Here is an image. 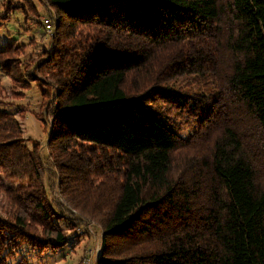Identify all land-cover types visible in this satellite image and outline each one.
Masks as SVG:
<instances>
[{
  "label": "trees",
  "instance_id": "trees-1",
  "mask_svg": "<svg viewBox=\"0 0 264 264\" xmlns=\"http://www.w3.org/2000/svg\"><path fill=\"white\" fill-rule=\"evenodd\" d=\"M47 1L42 61L0 47L12 87L36 81L52 116L50 170L0 106V264L22 244L57 251L77 226L49 201L48 169L102 224L95 264H264V0Z\"/></svg>",
  "mask_w": 264,
  "mask_h": 264
},
{
  "label": "rangeland",
  "instance_id": "rangeland-1",
  "mask_svg": "<svg viewBox=\"0 0 264 264\" xmlns=\"http://www.w3.org/2000/svg\"><path fill=\"white\" fill-rule=\"evenodd\" d=\"M44 17L51 19L52 30L46 29V25L42 22ZM56 22V11L47 0H0V47L6 43L16 42L20 47L21 67H26L27 63L34 65L36 61H42V57L50 49ZM192 77L195 76L184 74L179 77L176 84L184 85V82ZM42 78L43 81H50L48 75ZM187 83H191L189 84L191 87L195 85L192 81ZM19 91L17 87H12L11 79L0 69V106H5L14 113L20 121V135L23 142L28 148L37 145L43 157V164L52 170L51 158L49 160L46 157L49 153L47 142L52 126V116L47 108L49 105L46 99L42 101L40 86L36 81H32L24 92ZM43 103H46V106H43ZM52 104L50 102V105ZM174 116L179 117V112L174 113ZM184 117L183 114L181 122ZM184 131L187 134L188 129L184 128ZM206 142L207 137L197 136L191 146L195 150H201ZM83 146L88 147L87 144ZM257 159L260 162L257 163L264 164L263 157L258 156ZM49 169L44 177L48 199L58 212L64 211L68 217L78 218L77 226L68 232L69 241L61 249L57 251L49 248L31 249L29 245L22 244L12 259L9 258V262L15 264L19 258L24 257L28 264H95L102 252V224L94 217L82 216L64 200L58 187L57 172L53 170L54 176H51ZM5 199L0 189V214L3 216L10 213V207ZM62 225L67 228L63 222Z\"/></svg>",
  "mask_w": 264,
  "mask_h": 264
},
{
  "label": "built area",
  "instance_id": "built-area-1",
  "mask_svg": "<svg viewBox=\"0 0 264 264\" xmlns=\"http://www.w3.org/2000/svg\"><path fill=\"white\" fill-rule=\"evenodd\" d=\"M42 22L46 25V29L49 31V30H52V26H51V19L49 17H44L42 19Z\"/></svg>",
  "mask_w": 264,
  "mask_h": 264
}]
</instances>
